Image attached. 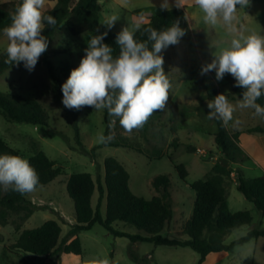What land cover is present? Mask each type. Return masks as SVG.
Returning <instances> with one entry per match:
<instances>
[{
    "label": "rangeland",
    "instance_id": "374dc122",
    "mask_svg": "<svg viewBox=\"0 0 264 264\" xmlns=\"http://www.w3.org/2000/svg\"><path fill=\"white\" fill-rule=\"evenodd\" d=\"M16 0H0V3ZM167 3V7L163 5ZM100 23L114 33H119L125 27L130 30L136 25L141 26L147 18L158 11L185 7L190 24L192 37L188 43L178 42L163 50V69L172 83L169 99L163 113L143 128L126 132L117 120L114 128L109 127L107 135L113 139L109 142L114 146H103L97 142L99 133L104 134V110L94 107H82L79 110L70 109L76 114V125L79 133L75 139L73 114L65 108L62 99L55 96L52 81L46 68L37 65L32 71L25 66L14 67L0 74V92L36 100L48 116L47 126L17 124L5 118L0 111V139L8 147L15 149L19 156L28 158L37 151H43L54 161L55 166L62 171L56 179L45 186H39L34 192L26 194L36 209L29 216L11 214L6 223L0 225V264H20L25 258L30 264H85L93 258H108L111 264H137L129 256V248L143 257L147 263L142 264H198L199 256L187 247L168 245L155 246L151 242L132 244L127 238L114 237L101 225L77 234L80 239L82 254L74 258L62 252H56L49 257H34L32 255L15 254L8 246L15 242L20 232L40 226L48 220L56 221L60 228V241L69 242V231L75 223L74 206L69 198L65 181L73 173H89L95 184L103 181V161L107 157L118 160L129 174L128 185L131 192L139 197L151 199L159 196L152 186V180L158 175L169 179V194L172 216L160 232L162 237L184 241L188 238L183 233V226L192 214L195 193L190 184L204 179L211 174L214 161L220 156L214 144L216 133L215 120L208 118V98L199 85L203 80L215 86L218 94H227L229 86L224 79L217 81L215 71L201 75L202 66L211 63L213 53L229 46L232 35L223 25L211 27L204 23L203 13L195 5L194 0H183V6H178V0H100ZM54 2L45 4L46 10ZM115 17L113 25L107 23ZM236 27L245 35L251 32L264 35V0H250V5L237 10ZM201 30L206 39L215 47L210 53L196 40L195 33ZM89 32L72 36L64 23L48 42L51 50L50 60L57 76L63 83V69L72 65L79 66L88 47ZM7 37L4 30L0 32V53L6 49ZM236 106L233 121L226 126L231 133L238 135V144L242 150V158L230 165L232 173L224 179L223 187L228 207L231 212L249 211L252 215V225H244L226 232L224 243L228 244L244 236L251 227L264 228V219L254 210L251 202L245 200L235 187V173L240 171L246 178L262 174L264 164L254 162L248 155L253 133L247 130L256 125H262L259 116L254 115L251 108H240L238 100L229 101ZM238 119L241 123L233 126ZM62 133L68 139L65 142L59 135L44 136V132ZM255 134V133H254ZM261 135V134H260ZM260 137V136H259ZM249 138V139H248ZM257 139V136L254 135ZM264 138L258 140L264 147ZM188 147L196 151L190 152ZM85 149V153L81 149ZM4 153L0 152V155ZM178 165L183 166L187 175L181 180L176 172ZM263 167V169H262ZM3 193L5 190L0 186ZM97 190L92 196V204L96 205ZM105 202L102 201L101 211L104 212ZM114 229L130 234H143L134 226L116 222ZM59 241V242H60ZM201 264H264V238L252 240L243 245L235 246L228 252L208 254Z\"/></svg>",
    "mask_w": 264,
    "mask_h": 264
},
{
    "label": "trees",
    "instance_id": "16d2710c",
    "mask_svg": "<svg viewBox=\"0 0 264 264\" xmlns=\"http://www.w3.org/2000/svg\"><path fill=\"white\" fill-rule=\"evenodd\" d=\"M54 2L51 8L44 10V15H51L56 19L55 26L45 23L42 35L48 42L59 30L60 24L64 23L68 32L72 36H79L89 32V40L95 35L107 33L103 43L112 48L113 57H117L120 46L116 42L118 33L111 32L100 23L101 4L100 0H46ZM22 3V0L0 3V32L11 23V13ZM238 7V6H237ZM139 30L135 32L138 41L148 40L145 32L146 28H155L162 31L178 23L184 30V35L179 42L188 43L192 37L190 24L185 12V7H176L158 11L149 16ZM197 42L210 53L215 51V47L206 39L201 30L195 33ZM151 48V41H148ZM51 50L44 52L37 64L46 68L47 74L52 81L55 96L63 99L62 81L56 74V70L50 60ZM6 49L0 53V74L4 71L24 66L23 62L17 64H6ZM75 66L68 65L62 71L63 80H67L71 70ZM229 86V92L224 94L229 101H236L242 98L243 88L236 86V81L231 74L226 73L223 77ZM199 85L205 92L208 100L214 99L217 95L215 86L211 83L200 80ZM264 107V96L258 101ZM66 108V107H65ZM67 109V108H66ZM70 110V109H69ZM254 110V109H253ZM0 111L5 118L17 124H31L47 126L48 116L42 106L34 99L22 98L19 96L0 92ZM75 118L74 133L78 140L79 133L76 125V114L70 110ZM162 111H156L147 123L157 119ZM260 117V116H259ZM262 125H256L247 130L248 133L261 134L264 138V117H260ZM112 117L104 110L103 123L105 126L104 135L107 136L109 124ZM216 133L213 140L220 156L214 161L211 174L204 179L193 181L189 186L195 193L192 214L183 226V233L188 236L184 241L162 237L160 232L167 221L172 216L169 194V179L164 175L153 178L152 186L160 193L151 199H145L134 195L128 185L129 174L125 167L115 158L107 157L103 161V181L95 184L89 173H73L67 176L65 189L69 198L73 202L75 223L72 225L68 235L72 239L69 242H61V228L54 220H48L40 226L32 229H24L20 232L14 243L8 249L15 254L32 255L34 257H49L56 252H62L74 258L81 257L82 248L79 232L90 230L95 224L101 225L114 237H124L130 242V246L139 242H151L155 246L168 245L177 247H187L199 256L198 264H201L210 253L228 252L235 246L243 245L251 240L264 238V228L253 226L248 232L236 240L226 244L224 237L227 231L244 225H252V215L249 211L231 212L225 196L223 182L231 173L230 165L238 162L242 158V150L238 144V135L227 130L222 120L216 119ZM59 135L67 142L68 139L62 133L44 132V136ZM264 141V140H263ZM103 146H114L102 144ZM189 151H196L194 147H188ZM0 152L9 155H19L15 149L5 145L0 139ZM85 153V149H81ZM30 164L36 169L39 175V186H45L61 175V169L55 166L43 151H37L27 158ZM176 172L181 180H184L187 173L183 166L178 165ZM235 187L242 197L251 202L257 213L264 218V173L253 178H246L240 171L235 173ZM97 190L98 198L96 205L92 204V196ZM26 194L13 191L11 188L0 189V225L6 223V219L11 214H24L29 217L36 209ZM105 202L104 212L100 207L102 201ZM116 222H122L134 226L143 234H130L113 228ZM60 241V242H59ZM129 256L137 264L147 263L129 248ZM80 259V258H79ZM20 264H30L23 258Z\"/></svg>",
    "mask_w": 264,
    "mask_h": 264
},
{
    "label": "clouds",
    "instance_id": "9594fccd",
    "mask_svg": "<svg viewBox=\"0 0 264 264\" xmlns=\"http://www.w3.org/2000/svg\"><path fill=\"white\" fill-rule=\"evenodd\" d=\"M203 13L205 24L216 27L223 25L232 35L229 46L213 53L214 59L201 68V75L215 71L217 81L226 73L231 74L236 86L244 89L238 101L240 108L254 109V115L264 117V107L257 101L264 96V35L251 32L245 35L242 26L237 28V10L250 5V0H194ZM46 0H22L11 13V23L4 29L7 37L6 64L23 62L32 71L40 56L48 48V40L41 33L45 23L56 25V19L44 15ZM183 6V0H178ZM167 7V3L163 5ZM115 17L107 23L111 27ZM139 25L130 30L125 27L118 33L116 42L120 46L117 57L112 48L103 43L107 33L93 36L85 49L79 66L71 70L62 85L63 105L68 109L94 107L107 110L112 117L109 127L114 128L117 120L128 133L139 130L156 111L165 109L172 83L163 69L162 51L179 42L185 34L178 23L165 30L146 28L148 40L138 41L135 32ZM148 41H151L149 48ZM208 118L222 120L224 125L233 121L236 106L224 94L208 101ZM240 121H234L235 127ZM111 134L99 133L97 142L107 144ZM39 175L29 160L19 155H0V186L11 188L21 195L34 192L39 185ZM85 264H111L108 258H93Z\"/></svg>",
    "mask_w": 264,
    "mask_h": 264
},
{
    "label": "crops",
    "instance_id": "0c3cea01",
    "mask_svg": "<svg viewBox=\"0 0 264 264\" xmlns=\"http://www.w3.org/2000/svg\"><path fill=\"white\" fill-rule=\"evenodd\" d=\"M251 135H252V137H251L252 139L248 138L251 141V147L248 149V150H250V151H248L249 152L248 155L250 156V159L254 160V162L258 161L261 165H263L264 164V147L261 145L260 141L258 142L259 138L261 140V136H260V134H257V133H255V134L253 133ZM254 135L257 136V139L254 138ZM262 169H263V167H262ZM262 173H264V169H263ZM262 219H264V218H262Z\"/></svg>",
    "mask_w": 264,
    "mask_h": 264
}]
</instances>
